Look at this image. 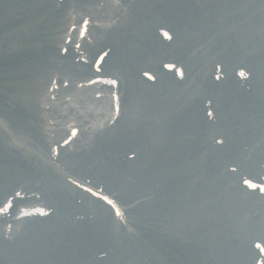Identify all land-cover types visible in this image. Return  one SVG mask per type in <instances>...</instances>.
Segmentation results:
<instances>
[{
    "label": "rangeland",
    "instance_id": "1",
    "mask_svg": "<svg viewBox=\"0 0 264 264\" xmlns=\"http://www.w3.org/2000/svg\"><path fill=\"white\" fill-rule=\"evenodd\" d=\"M76 1L0 0V25L9 21L15 23L14 26L0 34V52L5 50L14 51L26 46L30 49L29 51L35 49L41 54L38 60L24 62L20 67L6 69L5 72L7 81L16 87L13 88L14 93L8 91L5 95L6 98L1 99L0 202L4 196L16 189L22 190V184L29 186L39 184L46 188L47 192L42 191V194L48 199L49 202H46L48 205H51L50 202H56L65 197L63 194L70 197L68 185L63 188L60 184L63 177L55 170H45L44 167L47 166L48 168V165H45L41 156H39L40 158L34 156L47 149V147L44 148L45 142L41 137L40 130L48 140V136L55 137L62 126V122H60V125L59 123L55 124V121L59 122L58 118L57 120L53 118L52 125L45 123L39 100L51 77L61 81L64 77L66 81L72 79L67 75L69 63L73 64L69 67L82 65V62L78 60L80 56L91 59L97 51L107 47L108 57L106 63L102 66V72L117 73L121 83L123 106L121 115L112 127L102 130L95 128L93 125L92 132L99 129L98 131H101V133H97L100 138L95 139L97 143L92 146L90 152L93 153L94 151L98 154L97 159L95 158L98 164L100 160L102 161L98 166L95 160L92 161L91 154H87L79 162L71 165V169L62 163L58 164L59 167H52L61 171H68L67 173L82 181L103 187L118 201L124 203L127 212L131 213V211H135L134 205L138 200L148 198L156 192V195L160 194L156 190L158 187H155V184L163 185L167 180L166 185L172 183V185L182 190L184 185L187 184L184 182L187 181V177L184 175L182 177L178 176V172H188L192 179L204 175V165L209 161L208 152L203 153L204 148L202 146L204 143L194 145L193 138L196 135L197 138H199V135H201L200 138L204 135V141L207 142L213 138L215 142H222L221 151L228 146L230 141V137L225 133L226 128H224V124L228 121L226 117H223L220 123H200L201 126L196 129L188 125L191 123L188 122L189 117L183 115L190 113V107L194 108L193 111H197L195 107H199L200 115L203 116L200 108L202 107L201 104L209 101L214 102V99L216 100V97L220 96L216 85L210 80L211 74L214 73L215 76L223 77L222 73L226 72V68H228L222 59H218L223 51L218 44L208 40L199 44L196 39H187L186 37V34L192 31L189 26L190 23L195 22L198 17L202 18L207 10L206 14L213 13L211 8H213L214 0H114V4L113 0H90L83 3L82 7L78 3H75V6L70 5ZM256 2L264 4V0H255ZM132 3L137 7L134 12L129 10ZM183 7L184 11L178 14ZM236 10L227 7L225 14H231ZM260 10L261 7H257L250 12V17L256 16L260 12L256 18L258 20L254 22L248 18L242 20V31H247L257 24H264V6ZM84 15L90 16L95 22L97 19L105 17L112 18L113 23L109 27H104V29L91 24L89 32L93 41L87 43L83 41L81 46L67 45L68 51H71L60 55L61 53L57 51L62 43L66 27L70 22H77ZM176 15H178L180 28L184 30L191 29L184 34L182 30L177 28L176 31L179 37L175 33L176 35L173 36L175 40L172 39L173 43H161L155 34V30H153L154 25L157 22L161 23L165 18L174 19ZM222 27L226 29L228 26L223 25ZM95 32L97 37L94 35ZM152 33L154 36H152ZM29 35L32 37L29 42L32 46L21 41ZM252 35H255V38L258 37L256 33H252ZM259 39H263V41H254L253 44L247 42L244 46L251 49L248 52L252 57L251 63L262 64L264 61V48L260 47V43L264 42V35ZM157 44L160 50L154 51ZM152 51L153 53H151ZM184 52L185 55L189 56V70L183 67L184 71L181 77H176L162 70V61H185ZM221 58L223 57L221 56ZM217 62L222 64L223 70L218 67L215 72ZM213 63L215 64L214 67H212ZM262 66L264 65L262 64ZM144 70L157 74L156 80L145 79L141 75ZM23 77L24 79H21ZM23 81H26V83L24 84ZM32 86L33 89L31 90ZM28 87L31 94L28 98L25 97V105L22 96L24 90ZM82 101H84V98H82ZM173 103L176 107H179L178 105L185 106L187 111L183 108L178 111L171 109ZM84 104H89V102L84 101ZM25 113L37 119L32 121ZM5 129L13 133L16 136L15 139H20L19 144L22 145L25 141L32 143L35 151L30 147L10 145L7 142L9 137L3 132ZM215 129L216 131H214ZM64 132L62 129V134ZM92 134L87 136V131H83V133L78 134L81 136L77 137V141L73 142L70 147L74 143L76 145L77 142L82 145V143L89 140ZM116 134L118 136L115 138ZM110 136H112L111 141L108 140ZM102 148L110 152H120L117 157L115 156L114 164L118 170L115 178L122 180L121 182L113 180L111 182L102 177L99 167L101 168L102 162L107 159L102 155V152H104ZM53 156L55 157V155ZM200 159L202 163L198 164L197 170L189 168L195 166ZM214 161L216 164V160L212 158L211 163ZM46 172L51 174L45 175ZM204 189L205 187L201 186L200 192L194 193L191 189L188 190L189 196L184 201L186 203L188 200L191 201L195 195L198 198V195L202 194ZM164 190L165 188L162 189V192ZM22 191L39 194L42 197L40 191L36 193L33 192L36 190L31 188ZM172 195L175 208L176 202L178 204L177 197H181L180 195H183V193L179 194L176 190ZM79 199L84 200L83 197ZM154 199H158V197L154 196ZM161 199L163 200L162 197ZM75 200L69 199L67 206L72 207L78 204ZM203 200L207 202L205 198ZM262 201L264 202V199ZM167 205L164 203V211L167 210L164 214L170 213V202ZM59 208H63V206H59ZM195 209L203 211L205 208L195 207ZM88 210L91 209L81 207L78 211L89 213ZM222 212V219L226 220L228 212L225 210ZM213 215L209 213L195 220L192 219L188 222L187 227L184 225L178 226V220H176V216H173L176 222H174L175 227L170 232H173L175 238L179 236L184 241L183 256L186 259L185 261H176V264H191V262L194 264H227L229 253L233 254L232 259L237 255L240 250L238 246L232 251L229 250L228 246H225L224 250L221 251V253H229L218 254L215 252V248L219 250L220 244L213 242L216 237L211 219ZM158 223L159 221L156 222L154 217L149 219V228L152 231L151 238L156 239L159 236H166L164 232L153 233L161 225ZM39 225L44 228L38 233L24 236L26 233L23 230L20 233H13L12 238L8 240H2L4 244L2 243L3 246L0 248V264H68V260L74 257V254H76V258L69 263L75 264L81 261L79 257H81L83 245L71 256H67L69 252L64 254L66 250L60 251L61 248H56L54 239L58 237L54 238L55 231L53 229L57 228L48 226V224L40 223ZM221 225L214 226V229L219 231ZM238 225L243 227L240 223ZM261 225L264 227V223H261ZM193 226L196 228L194 239L198 240L201 234L205 238L206 235L211 233L210 243L205 244L200 240L193 241L194 239L190 237ZM205 226L209 227L210 232L206 231ZM250 229L248 227V231ZM60 235V238L63 239L64 234H62V231H60ZM75 236H81V234L78 233ZM102 237H107L106 232L100 238ZM257 237L264 243V235L261 233H255L246 238V242L249 244L251 239H258ZM13 241L18 242V244H14ZM221 241V243L224 242L223 239ZM104 243L105 240L101 241L100 245L93 246L91 248L92 255L94 251L99 250H105L108 253V247ZM7 244H10V246L5 249ZM133 261L135 260L132 259L131 262ZM94 262L90 261L91 264H95ZM248 262L246 261V263Z\"/></svg>",
    "mask_w": 264,
    "mask_h": 264
},
{
    "label": "bare ground",
    "instance_id": "2",
    "mask_svg": "<svg viewBox=\"0 0 264 264\" xmlns=\"http://www.w3.org/2000/svg\"><path fill=\"white\" fill-rule=\"evenodd\" d=\"M80 3L84 0H78ZM86 1V0H85ZM88 1V0H87ZM79 6H81L82 4H78ZM118 136V134H116L115 138ZM97 137H99V135L97 133H94L92 135V137L87 141L85 147H81L79 150H75V151H72V152H66V151H62L59 155V158H64L66 159L67 162H73L74 160H80L82 157V152H83V155L87 154L89 149L92 148V145H94L97 141H95V139H97ZM109 141L112 140V136L109 137L108 139ZM14 141V140H13ZM86 151V153H85ZM43 155V154H42ZM31 221H28V222H25L24 223V226H23V229L24 230V236H28L29 234H32V233H38L40 232L44 227L42 225H39L40 223H37V222H34L33 223H29ZM1 239H0V243H1Z\"/></svg>",
    "mask_w": 264,
    "mask_h": 264
},
{
    "label": "snow or ice",
    "instance_id": "3",
    "mask_svg": "<svg viewBox=\"0 0 264 264\" xmlns=\"http://www.w3.org/2000/svg\"><path fill=\"white\" fill-rule=\"evenodd\" d=\"M86 23V22H85ZM117 214H119V213H117Z\"/></svg>",
    "mask_w": 264,
    "mask_h": 264
}]
</instances>
